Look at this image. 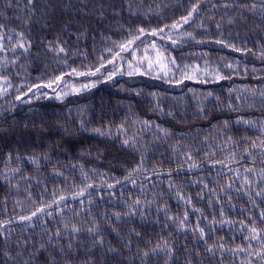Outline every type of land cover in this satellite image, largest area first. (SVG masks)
<instances>
[{
	"label": "trees",
	"instance_id": "16d2710c",
	"mask_svg": "<svg viewBox=\"0 0 264 264\" xmlns=\"http://www.w3.org/2000/svg\"><path fill=\"white\" fill-rule=\"evenodd\" d=\"M180 25V31L186 36L170 38L175 44H166L167 51L190 61L193 66L214 59L226 62L225 56L227 60L240 65L241 71H229L224 79L214 77L211 83L204 84V100L192 104L180 98L176 110H170L172 113L169 114L158 103L161 98L166 99V95L160 93L165 89L160 86L174 89L178 85L172 83L174 85L169 86L164 80H154L163 77L147 73L146 68V73L139 72V60L136 61L134 56L136 48H139L143 62V47L156 41L158 34H167L169 29ZM0 26H4L0 32V221L17 214L23 202L36 200L34 203H38L44 197L41 194L45 192L44 189L51 193L74 190L76 182L73 179L67 180L68 186L63 187L64 176L65 179L67 176L60 175L58 167L51 164L54 161H59L65 170L70 169L67 172L72 176H82L85 172L97 178H106L111 171L118 173L126 168L128 170L139 162L136 168L144 173L150 164L144 158L164 162L158 159L163 156L159 150L164 136H170L169 142L173 146L180 143L189 146L195 140H204L198 128L206 126L214 133L213 144L220 141L219 146L223 144L230 149L231 142L235 140L237 149L232 152L239 161L234 160L229 166L219 165V162L206 166L205 160L200 162L198 174L184 173L180 170L183 167H179L180 176L187 181L185 185L175 178L172 182L174 186L169 187L170 181L163 180L167 172L162 171L151 178L131 176L112 190H102L104 192L100 195L90 197L86 207L91 209L82 216L88 220L87 223L94 224L97 221L105 223L103 216L108 218L110 224L105 229L109 230V234L115 232L117 235L116 238H108L116 243L117 252L115 245H111L113 251L96 245L87 226L81 230L79 245L84 252H91L95 264H264V247L258 248L260 254L253 262L251 259L245 261L247 258L239 260L234 249L230 253L222 247H212L211 251L202 252L203 243L208 237H204L200 249L195 250L191 244L185 243L188 247L179 248L178 252L174 245L176 241L180 242L176 232L178 223L169 220L170 227H165L166 231H163L154 225L155 215H149L139 208L148 205L150 198H145L161 191L159 187L162 186L170 188L174 202L179 195L186 200L191 195H199L207 201V208L210 200H215L211 199L212 194L221 192L223 203L218 200V204L226 216L222 223L209 224L205 216L196 228L186 230V234L195 236L200 232L198 226L207 223L208 229L215 232L214 235L210 232L209 236H213L211 238H214L215 244L221 242L223 246L225 238H222L221 232L232 229V222H237V233H234L232 240L226 238L228 243H242L241 237L247 243L264 246V169L255 167L264 165V148H256L263 146L264 126L259 127L258 133L245 127V123L250 122L246 120V115H251V109L230 96V91L236 85L246 95L248 85L264 84V75L255 71L264 72V0H104L103 5L100 0H0ZM153 28L163 31L157 32ZM127 34L131 36L130 39L137 37L135 49L127 44L130 40H118L119 35ZM164 34L163 39L167 37ZM121 45H126V48L121 49ZM61 48L63 52L59 51ZM218 65L221 67V64ZM69 73L79 77L78 81L89 80V87L78 95L70 94L63 101L51 100L46 103V100L41 102L40 98L34 104L26 102L31 97L27 91L31 89L29 87L33 81L43 83L51 76L58 78ZM207 74L211 73L207 70ZM70 80L74 78L70 77ZM7 85L10 88L6 90ZM23 90L27 93L18 97V91ZM181 92L184 93V90ZM136 93L142 94H138L137 98ZM232 99L237 101V106L231 104ZM70 101L73 107L67 108ZM247 102L251 103L249 99ZM252 115L258 117L257 114ZM189 118L193 128L184 130L188 127L185 124H188ZM94 129H100L104 134H98ZM256 135L257 138H254ZM38 140H44L43 144ZM125 140L128 141L127 145L123 144ZM143 153L145 155L142 156ZM129 156L134 159H129ZM176 160L183 163L185 159ZM174 161L167 163L173 164ZM238 162V169L231 171V165ZM167 163L163 168L169 167ZM203 172L208 175L200 177ZM175 175L177 173L174 171L166 176ZM222 180L225 184L218 191ZM227 181L228 185L232 182L234 186L228 189ZM103 184L106 187L108 183ZM147 185L146 189L144 186ZM228 190L236 193L237 199L241 200L236 204L231 202L227 197ZM108 191L118 192L119 195H115L118 203L126 202V206L135 204L134 207L115 206L111 200L108 201ZM64 207L60 213L71 212L73 218L77 217L73 215L80 210L79 201H69ZM213 207L218 210L217 206ZM29 208L25 207L23 211ZM56 211L58 209L48 212L52 214ZM182 212H187L185 219L184 213L179 215V219L186 225L187 218L192 219V216L188 210ZM256 219H260L256 224L260 227L259 238L253 239L251 227ZM73 221L86 224L84 219ZM2 223L0 264H20V261L21 264H33L31 258L34 255L39 264H52L53 260L55 264H59V261L71 264L69 235L55 231V219L48 223L44 221L43 225L37 224L35 229L21 228L13 234L6 232L17 226L31 228L33 223L1 227ZM156 230L159 233L154 235ZM216 236H219L217 240ZM13 242L16 247L12 249ZM32 249L37 253L33 252L31 256ZM10 253L15 255L9 259ZM216 253H223L216 256L219 260L213 259L212 255ZM223 256L228 261H221ZM79 257L82 258V254ZM86 263L87 259L81 260V264Z\"/></svg>",
	"mask_w": 264,
	"mask_h": 264
},
{
	"label": "rangeland",
	"instance_id": "374dc122",
	"mask_svg": "<svg viewBox=\"0 0 264 264\" xmlns=\"http://www.w3.org/2000/svg\"><path fill=\"white\" fill-rule=\"evenodd\" d=\"M102 5L104 4V0H100ZM4 28V26H0V32L2 31V29ZM227 28H229L227 26ZM233 29V28H231ZM231 29L229 30L231 33ZM152 30H156L157 32H161L159 30V28H153ZM181 25L177 26V28L173 29H169L167 34H164L165 32H163V34L165 36H167L165 39H163V34H158V38L156 41L151 42L150 44H148L147 46L143 47L144 53L142 54V58H144L143 62L142 59H140L141 54L140 52H138L139 48H136V40L137 37H134L132 39L131 36H129V34H127L126 36L123 35H119V39L120 42H124V41H128V40H133L132 43H127L128 45H130V48L135 49V59L136 61L139 60V62L137 63V69L139 72H144L146 73V69H147V73H150L151 75L155 76V77H160L162 76L163 78H155L153 77L154 80L159 81V80H164L165 84L169 85V86H173L174 84H177V88L174 89H168L165 88L163 85H161L160 87L162 89H165V91L161 90L160 93L161 94H165L166 95V99L165 98H161L159 100V104H162L165 109L168 110V112L166 111V113L171 114L172 111L170 112V110H176L177 108V104L180 98H184L186 101L192 103V104H196V103H200L202 100H204L206 98V92L203 93V90L205 89L204 84H209L211 83L214 77L216 78H225V74L226 73H230L229 71H241V66L237 65L235 61H229L226 59V57L224 56V59L226 60V62H222L219 61L217 59L213 60H206L205 62H199L197 66H193L192 63H190V61L188 60H184V58H178L177 54L172 53L170 51H167L165 49V45L170 43L171 45L175 44V42H171L170 38H174L176 37L177 39H181L184 38L186 36L185 33L181 32ZM223 31L224 27H223ZM228 31V32H229ZM154 32V31H153ZM226 33V32H225ZM229 33V34H230ZM132 35V34H131ZM136 61L135 64L136 65ZM4 62V60H3ZM114 62V61H113ZM112 62V63H113ZM221 64V67L218 64ZM193 66V67H192ZM206 67L208 69H206ZM146 68V69H145ZM229 69V70H228ZM211 73V74H206V72ZM218 70V71H216ZM256 72H258L259 74L264 75V72L262 70H256ZM72 73V72H71ZM71 73L69 74H64V75H60L58 76V78H55L54 76H51L49 78L44 79L43 83H38L37 80L33 81L31 86L29 88H31L29 91H27L31 97L28 98L26 100L27 103H32L34 104L35 101H37L38 99H40L41 102H44V100H46L47 102H51V100H59V101H63L66 100V98H68L70 96V94L72 95H78L80 93H82L84 91V89L86 87H89V80H85L84 82L78 81L77 79H80L79 77H74L73 75H71ZM78 75V74H77ZM79 76V75H78ZM176 76L175 79H172V77ZM3 77L6 79L7 77L5 75H3ZM60 77V78H59ZM70 77H73L74 80H70ZM8 79V78H7ZM94 81V80H92ZM169 82V83H168ZM174 83V84H172ZM157 84V83H156ZM233 86V85H232ZM10 86L7 85V89H9ZM230 91V96H232L234 99H236L237 101L243 102L244 104L249 105L251 112V115H246V120L250 121L249 123H245V127H250L253 130H255L257 133L259 131H257L259 129V127L264 126V84L262 83V85H256V86H252V85H248L249 88V92H245L247 93L246 95L243 94V92L239 89L238 85L234 86ZM245 89V88H244ZM27 90V89H26ZM181 90H184V93L181 92ZM18 97H20V95H24L25 93H27L26 91L23 90V92L18 91ZM180 92L183 94V96L180 94ZM137 94V93H136ZM138 94H142V93H138ZM137 94V98L138 97ZM16 96V95H15ZM14 97V96H12ZM46 97V98H45ZM248 99L251 101L250 104H248ZM236 100H230L231 104L233 106H237V101ZM71 102V101H70ZM72 102L68 103V107L67 108H72ZM50 109V108H49ZM13 112V111H11ZM47 112H51L50 110H48ZM252 114H257L258 117L256 115H252ZM4 115L1 114V116ZM49 116V115H48ZM50 117V116H49ZM148 118L145 120L147 121ZM144 121V122H145ZM188 124H185L188 127H185L184 130H191L193 128L192 124L190 123V118L188 120ZM153 122V121H152ZM184 124V123H183ZM174 127H178L180 128V126H169L168 128H174ZM198 133H202L203 136V141L201 140H195L194 142L191 143V145L189 146H182L185 144L180 143L177 146H173V144H170V136L166 135L164 136V141L161 143L160 145V150H159V154L163 155L158 157V159L160 161H164V162H154L153 159L151 158H144L145 160H148L150 162V164L147 166L148 169H145L146 172L141 173L138 171V169L136 168L138 166V164L140 163H135L132 165V168H129L128 170H121L122 173H120L121 171H119L118 173H114L113 171L109 172L106 175V178L101 177V178H97L94 176H91L88 173L83 172L84 175L80 176V175H70L67 171H71L70 169H64L63 165H60L59 161L56 163L55 161L51 164H53V166L58 167L57 171L60 173L61 176H64L63 174H65L67 176V178L65 179L64 176V184L63 187L66 188L68 186V181L67 180H71L73 179L76 184L74 186V190H66L68 191V193L66 191H59V192H47L46 189L45 192L42 191L41 194H43L44 197H42V200H39V198H37L39 200L38 203H34L36 200H32L30 202H23L22 206L19 207V211L17 214H13L10 217L7 218H3L0 222H3L1 227H6V226H12L16 223H33L32 227L30 228V226H23V227H14V228H10L9 231L6 232V234H9L11 232V234H13L16 230L18 231L19 229H35V225H43L44 221L45 222H53L55 219V231L57 233H65L69 235V245H71V247H68V251L70 253V261L71 264H81V260H83L84 258L87 259V263L86 264H95L93 262V257L91 252H84L83 249L80 247L79 245V239L82 235L81 230L83 228V226H87L89 233H91L92 237V241L96 242V245H100L101 249L105 248L108 249L110 251H113L114 248L111 245H115L116 250L115 253L117 252V246L116 243L109 241L108 238L109 237H114L116 238L117 235L114 234H109V230L105 229V227L108 228V223L110 224V222L108 221V218H106L105 216L102 217L103 222L101 221H97V224L94 223H87L88 220L85 219L82 215L87 214L88 210L91 208H87L86 204H88L87 201H89L91 198L90 197H94L95 195H100L101 193H103L104 189H111L114 188L118 185H122L123 182H125L126 180H128L131 176H135V177H139V178H151L153 175H157L162 173V171L167 172V174H169L170 172H176L177 175H175L174 177H168V176H164L163 180H167L170 181V186L169 187H173L174 185L172 184L173 179H178L180 180V182L182 183V185L186 184V179L182 178L180 176V174H182L178 169L179 167H183L180 170H182L184 173H186V171L191 172V173H199V164L202 161L207 160L206 166L208 165H213L215 162H219V165L222 166H229L230 164H233L234 160H238L235 158L234 153L232 151H235L237 149V145L235 140L231 142V148L228 149L227 147H225L223 144L219 146L220 141H216V144L212 143V140L214 138V133L213 131L211 132V130H208L209 127L206 126H202L198 128ZM242 130V129H241ZM202 131H206V132H202ZM189 132V131H188ZM216 134V133H215ZM217 137L218 134H216ZM202 138V137H201ZM222 137H220L221 139ZM254 138H257V135L254 136ZM28 139V137H27ZM200 139V138H199ZM40 144H43L44 140H38ZM262 141L264 142V138L262 139ZM177 143V142H175ZM262 145L264 146V143H262ZM263 146H257L256 148H264ZM206 147V148H204ZM239 147V146H238ZM252 150V148H251ZM263 150V149H262ZM146 153V152H145ZM145 153L141 154L142 156L145 155ZM139 155V153H136ZM155 155V154H154ZM140 156V155H139ZM184 158L185 160H182L183 163H180L179 160L176 159H182ZM129 159H134L133 156H129ZM156 160V158H155ZM176 160V161H174ZM174 161L175 163L173 164H168L167 162H171ZM223 161V162H222ZM239 161V160H238ZM165 162L169 165V167L167 168H163ZM240 166V162H238L236 165H231V171H235L238 169V167ZM255 167H259L264 169V165L260 164L258 166ZM136 168V169H135ZM211 168V167H209ZM64 173H62V171ZM257 172L260 170H256ZM180 172V173H179ZM261 172V171H260ZM140 175L142 177H140ZM208 174L206 172H203L200 177H204L207 176ZM221 179L222 176H221ZM114 182V183H113ZM103 183H108L107 186L105 187V184ZM112 183V184H111ZM228 185V181L226 182ZM223 184H225L222 180V185L219 186L217 188L218 191H221ZM234 186V183H230V185H228V189L229 187ZM146 189L148 187L144 186ZM169 187H159V190L156 193L149 194L145 199L150 198V203L148 205H145L143 207H139L142 210H146L148 212L149 215H152L155 217V224L157 225V227L163 229V231H166L165 227H170L169 224V220L171 221H175L176 223H178L179 228L177 229V235H179L180 237V242L176 241L175 242V248L177 249V251L179 252V248H183L185 246L188 247V244L185 243H189L191 244V246L193 248H195V250L200 249L202 246V242L204 237H208L209 239L205 240L206 243H203V248H202V252L209 250L210 248L213 247L214 248H220L222 247V249L226 250V252H230L232 251V249H234V251L239 255V260L242 258H247L244 259L245 261L248 262V260L251 259V261L253 262V260H256V257H258V254H260V249L262 247H264L261 244H250L245 242L244 238L240 237V240L242 241V243H234L230 244L227 242L228 238H231L234 236V233L236 232V226H237V222H232V229H226L223 230L221 232L222 238H225L222 241V245L221 246V242L219 244H215V241L211 238L213 236H209L210 232H212V235H214L215 232H213L214 230H210L208 229V224L206 223V225H201L198 226V229H200V232L197 233L195 236L193 234H186L188 233V231L186 232V230L192 228V227H197L198 224H200L202 222V219H204V217L206 216V221L209 222V224L211 222H217L219 221L220 223H222V221L224 220L225 216V211L222 210V207L218 204V200L223 203L222 198L220 197V193L219 192L217 195H215L214 193L212 194L211 199H215V200H210L209 202V208L205 207L206 204V200L203 199L201 196L196 195V196H189L188 200L186 199H182L181 195H179V199L176 200L175 202L171 200V194L169 192L170 188ZM112 190V189H111ZM123 190V189H120ZM116 191V190H115ZM115 191H108V193H110V198L108 199L111 200L115 206L119 205L123 208H131L134 207L135 204L130 205V206H126L125 203L126 202H122V203H118V200L116 199L115 195H119L118 192ZM93 193V194H92ZM39 194V193H38ZM166 196V198L164 200H162V198H164ZM236 193H232L229 192V190L227 191V197L230 199L231 202L233 203H238V200L241 199H237L236 197ZM84 198H87L84 200ZM81 200V201H80ZM77 202L79 201V205H80V210L76 211V213H74L73 216H77V217H72L71 216V212H64V213H60V211L62 209H64V205L67 202ZM190 202H194V204H190ZM17 206L20 205L19 202H17ZM34 203V205H33ZM136 203V200H135ZM199 206H195L198 205ZM33 205V206H32ZM62 205V206H61ZM32 206V207H31ZM213 206H217L218 210L216 211V209ZM25 207H30L28 210H26L25 212L23 211V209ZM86 207V208H85ZM190 207V209H189ZM211 208L213 209V211H211ZM56 210L58 209V211H56L55 213H50L48 211L50 210ZM84 209V210H83ZM164 212H160L158 210ZM182 210H188V212H190V216H192L191 218H187V224L183 225L179 219V215H181ZM195 211V212H194ZM238 211V210H237ZM160 212V213H158ZM33 213H35V215H33ZM94 214H96V212H92ZM187 214V212H185ZM183 214V220L185 219V215ZM222 213V214H221ZM97 214H99V212H97ZM56 216V217H54ZM100 216V215H99ZM28 219H25V218ZM158 218H161L158 219ZM74 219H80V220H85L86 224L81 222V221H73ZM166 219V220H165ZM245 219L246 216H245ZM255 219V218H254ZM8 220V221H7ZM12 220V221H10ZM57 220V221H56ZM258 220L260 219H256L254 222V226L251 227L253 231V239H258L259 238V230L260 227L257 224ZM119 221V220H118ZM107 222V223H106ZM164 222L166 225H164ZM239 222V220H238ZM240 222H242L240 220ZM143 224L144 221L142 222ZM245 223H247V221H245ZM103 224V225H102ZM249 224L246 225V227H248ZM150 227V226H149ZM240 228V227H238ZM44 229V228H43ZM74 229H78V231H74ZM91 229V231H90ZM172 231L174 232L173 228L171 227ZM218 229V228H217ZM45 231V230H43ZM185 231L183 234H186L187 236L185 238H182V233L181 232ZM220 232V230H218ZM201 232H203V235L201 234ZM18 233V232H17ZM159 233V231L156 230L155 233H153L154 235ZM250 233V232H249ZM249 236V235H248ZM247 236V237H248ZM216 236V240H217ZM227 238V239H226ZM188 241H185V240ZM183 240V241H182ZM198 240L201 241V243H198ZM230 240V242H231ZM102 241V243H101ZM252 243V242H251ZM198 246H197V245ZM236 244V246H235ZM68 246V244L66 245ZM13 247H16V243L13 242L12 243V249ZM38 248V246H37ZM258 248H260L258 250ZM66 249V247H65ZM194 250V253H195ZM101 251V250H100ZM18 252H21V250H18ZM33 252L37 251L35 249H32V254ZM191 252V249H190ZM82 254V258L79 257V255ZM15 255V253H10V257H13ZM218 255H223V253H216L213 256V259H217L219 260L216 256ZM4 257H5V253H4ZM17 258V257H16ZM33 264H39L38 260L36 259L35 255L33 256ZM60 259V257H58V260ZM221 261H228V259H225V257L223 256ZM22 263V261H20ZM56 262V261H55ZM20 263V264H21ZM24 263V261H23ZM59 264H65V262L63 261H59Z\"/></svg>",
	"mask_w": 264,
	"mask_h": 264
},
{
	"label": "snow or ice",
	"instance_id": "6c2138e0",
	"mask_svg": "<svg viewBox=\"0 0 264 264\" xmlns=\"http://www.w3.org/2000/svg\"><path fill=\"white\" fill-rule=\"evenodd\" d=\"M29 2H31V0H29ZM193 10H195V9H193ZM185 23H187V18H185ZM140 31L143 32V29H141ZM160 31H163V30L161 29ZM152 34L155 35L156 33L153 32ZM128 43H132V41H129ZM21 47H23V45H21ZM120 47H121V49H125L126 45H121ZM59 51L63 52L64 49L61 48V49H59ZM81 128H83V124L81 125ZM93 131H95L96 133L101 134V135L104 134L100 131V129H94ZM123 144L127 145L128 141L127 140L123 141ZM33 215H35V213H33ZM25 219H28V218L26 217ZM74 231H78V229H74ZM90 231H91V229H90ZM253 231H255V230H253ZM201 234L203 235V232H201ZM101 243H102V241H101ZM69 247H71V245H69ZM211 250L212 249L210 248L209 251H211ZM145 255H147V253H145ZM52 264H55V260L52 261Z\"/></svg>",
	"mask_w": 264,
	"mask_h": 264
}]
</instances>
